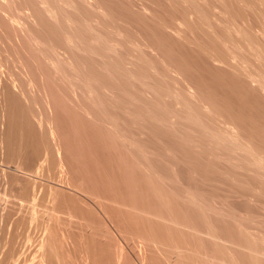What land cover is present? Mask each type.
<instances>
[{
    "label": "rangeland",
    "instance_id": "1",
    "mask_svg": "<svg viewBox=\"0 0 264 264\" xmlns=\"http://www.w3.org/2000/svg\"><path fill=\"white\" fill-rule=\"evenodd\" d=\"M89 1L91 2L88 8L77 3L76 8L79 9L73 11L71 8L67 10L65 8L66 13L78 22L75 24L76 29L72 27L78 33L68 29L71 28L70 23L65 19L63 28L74 35L80 34L79 37H83L91 45L92 53H88L91 65L97 68L98 72L100 70L103 72V67L104 72L101 73L104 75L106 73L108 77L106 75L105 77L111 84L117 81L118 84L116 82L113 85L123 90L122 95L126 97L127 105L121 107L118 113L122 126L121 133H116L113 126L100 122L94 118L96 117L94 114L82 109V105L89 103V99L95 94L89 93L84 99L85 96L78 90L74 93L68 83L55 81L56 74H53V83L48 87L43 85L42 79L40 81L37 79L33 86H30L31 84L25 86L27 91L25 93L33 102L19 99L20 105L30 107L33 113L36 112L35 115L41 113L40 116L47 121L43 123L41 131L32 113L27 115L28 121L35 127L36 136L27 140L25 138L20 151L27 152L33 140L35 143L43 133L50 134V130L54 131L53 139L49 134L47 136V148L52 151L57 162L60 160L59 157L62 158L63 163L61 160L60 162L63 166L61 169L58 168V182L55 181V184L59 185L60 179L65 181L66 176L72 180L76 178L68 170L69 162L77 160L86 166L90 163L85 154L79 152V157L78 154L73 156L65 149L67 142L65 133L68 131L70 139L76 138L79 144L82 141L81 147L84 144L85 146L93 144L94 135L100 132L108 136V146L105 145V148L107 147L106 152L111 155L115 166L110 179L114 180L116 185L118 183L120 192L115 195L110 190L108 192L112 193L107 195V198H98L95 192L82 194L79 196L82 201L78 204L86 208L84 203H87L93 211H111L110 218L117 225L119 232L120 253L117 264H185L184 260L188 259L192 264L193 257H190V253L194 250L193 247L173 246L158 231L155 230L157 235L154 231L145 229L148 223H153L165 226L172 234L188 233L189 237L197 234L196 231L180 225L182 221L178 220L177 203L183 205L195 203L205 209L215 222L222 219L229 221L228 223L232 222L234 226L232 229L244 233L251 243L255 244L252 246H258L256 248L264 253V0ZM93 9L101 11L97 13ZM58 14L59 18H62L64 11L58 9ZM29 19H24L23 25L18 26L20 28L7 23L17 34L14 42L12 39L15 47L20 48L19 42L25 40L27 26L36 27L33 20ZM82 23L91 29L86 28L85 32ZM3 76L4 74L0 77L2 83L5 78ZM122 79L125 81L122 82ZM15 85L18 90L13 86L4 89L0 95V264H46L41 249L44 236L39 230L31 233L29 241L21 243L20 237L14 244L6 243L11 233L16 232L12 220L19 218L20 211L28 210L27 203H21L19 196L12 191V181L32 183L36 180L47 183V177L42 175L43 172L38 171V174H35L38 163L44 159L42 156L44 148H39L32 160L27 158L25 161H17L22 164V172L9 171L16 161L13 158L14 162H10L11 156L8 155L7 146L5 143L2 144V141H5L9 132L5 124L8 117L6 97L8 95L16 97L19 94V85L17 86V83ZM48 91L61 98L62 107L54 106ZM99 91L100 95L108 99V108L113 114L116 113L119 101H115L114 91L108 88ZM78 100H82L80 104ZM141 101L149 106L147 109L164 114V122L154 135L140 124L143 125L140 119L145 110L138 111L140 123L131 122L130 111L132 107L142 103ZM35 102H38L37 105ZM69 109L79 115L80 122L82 120L81 133H78L77 127L69 120L67 112ZM11 111L16 119L13 118L15 126L24 121L15 109ZM55 113L59 115L58 122L54 121ZM178 117H181L180 122ZM198 117L202 118L207 131L213 134V141L199 143L194 134H187L183 122L187 119L196 120ZM15 129L10 130L12 132ZM125 133L135 141L133 139L127 141L124 137L129 136ZM129 141L132 146L129 145ZM126 143H129V146ZM180 146L189 152L186 154V160L179 150ZM227 146L230 147L232 154L225 151L224 148ZM134 147H137L136 149L140 147L139 149L144 154L146 152L145 155L152 160L157 159L159 163H164L163 165L171 171L172 178L161 179L160 172L148 160L144 163L140 156L134 160L130 155ZM56 148H59V157ZM190 157L196 163L191 162ZM128 159L129 169H132L137 178L139 177L138 187L147 191L149 189L145 186V181L151 182L155 188L168 196L166 198L168 207L164 206L163 210L158 200L156 205L151 204L137 194L136 189L133 190L125 184L119 169L123 168ZM255 173L260 174L259 179L255 178ZM238 184L246 190L237 189ZM175 188L182 191L178 199L173 195ZM37 211L42 212L46 209L38 208ZM11 214L12 217L9 218ZM218 223L223 225L221 221ZM219 224L216 226L222 227ZM235 230L233 232H236ZM198 233L205 243L211 241L207 235ZM159 235L163 237L162 240ZM219 237L218 242L226 246L230 257L233 256L240 264L249 263L243 261L247 258L244 255L249 254L248 249L227 242L229 240L227 233ZM12 245L13 248L10 249ZM67 245L66 249L69 250ZM8 248L14 251L10 252ZM9 252L13 255L11 256ZM67 256L69 255H66L68 264L91 263L88 258L86 261L81 258L80 261L72 262ZM242 256L245 258L241 259ZM258 256L264 261V254L262 257ZM200 258L205 257L202 255ZM195 261H192L193 264Z\"/></svg>",
    "mask_w": 264,
    "mask_h": 264
},
{
    "label": "bare ground",
    "instance_id": "2",
    "mask_svg": "<svg viewBox=\"0 0 264 264\" xmlns=\"http://www.w3.org/2000/svg\"><path fill=\"white\" fill-rule=\"evenodd\" d=\"M90 2L91 1L89 0H0V77H2V74H4L5 76L3 83L0 79V95L2 92H4V89L7 90V88L13 87L16 83L17 86L19 85V92L16 91L19 94L16 97L9 95L6 97L8 117L7 119L5 118L7 120V123L5 124H7L6 127H8L7 130L9 132L6 130L8 133L5 141H2V144L5 143L7 146L6 150L8 152V155L11 156L10 162H14L12 160L13 158L16 161L13 163V167L9 168V171L22 172V164L20 165L19 163H17V161H25L27 160V158H31L32 160L36 157L39 148H44L45 152L44 155H42L44 156V159L38 163V166L35 170V174H38L39 171V173L43 172L42 175L47 177V183L44 182L46 185H44V183L42 182H37L36 180H33L32 183H18L16 182V180L12 181V191L19 196L21 203H27L28 206L26 207V209L28 208V210L20 211L19 218L17 220H12L13 226H16V232L11 233L10 238L6 241V243L14 244L16 243L15 241L17 240V238L20 237L22 240L21 243L26 240L29 241L31 233L36 230H39L41 235L44 236V241L41 244V249L43 251L42 258L45 262H47L46 264H58L59 262L60 264H65V262H67V254L69 255V257H67L70 258L72 262H76L77 260L80 261L79 259L81 258L83 259V261L84 259L86 261V259L88 258L91 260L90 261L87 259L89 262H91H88L89 264H117V259L119 258L120 253L119 232L117 229V225L110 218L111 211H93L87 203H84L86 205V208H82L81 206H79L80 204H78L79 201H82L79 197L82 196V194H90V192H95L98 198H107L106 196L111 194L112 192V194L120 192L118 189L119 187L117 186L118 183L116 182V185L113 182L114 180L110 179L115 166L111 155L106 152L107 147L105 148V145L108 146V136H105L104 133L101 134L100 132V134L96 136L94 135V143L92 142L94 145L86 143L88 145L85 146L84 144L83 147H81L80 144L83 142L81 141V143L79 144L76 138L70 139L67 131V133H65L66 138L64 137L67 141L65 144V149L68 152L72 153L73 156H76L79 152L83 155L85 154L86 157L90 160V163L86 166L84 164L79 163L77 160V162H69L67 165L68 170H70L72 176H76V178L72 180L71 178L68 179V176H66L67 179L65 181H61L60 179L59 185L55 184V181H57L58 178L57 170L58 168H62L63 162L61 160L62 158L59 157V148H56L55 151L62 163L60 162V160L59 162H57L56 158L53 157L52 151L47 148V136L49 133H43L38 138V141H35V143L33 140V144H29L28 151H23L24 154L20 151L25 138L27 140L28 138L36 136L35 127L28 121L27 115L29 113H32L31 115L34 118L37 126L40 127L41 131V127L43 126V123L46 121V119L40 116L41 113L35 115L34 113L36 112L33 113L30 107L26 108L20 105L19 99L23 98L25 100H30L31 97L29 98L25 93L27 92L25 91V86L30 84V86H33L32 84L36 83L37 79H39V81L40 79H42L43 85H47L48 87L51 83H53V74H56L55 81H59L60 83L64 84L68 83L73 88V92L75 93V91L78 90L82 95L85 96L84 99L88 97L87 95L89 93H92V95L95 94L94 96H92L93 98L91 97L92 99H89V103H87L88 101H85V103L87 104L82 105V109H85L87 113L90 112L92 115L94 114L96 116L94 118H96L100 122L108 123L113 126L116 133H121L122 126L119 123L120 118H118V113L121 110V107H125L127 105V99L124 95H122L123 90L118 89L113 85V83L116 84L117 81L112 82V84L108 81V79L106 78L108 77L106 73V77L104 74H102L104 72L103 67V72L101 70L98 72L97 68L95 69L91 65V59L88 55V53H92V51H90L91 45H89V43L85 41L83 37L80 38V34H78L79 36H77L76 33V35H74L71 31L67 30L68 32H71L68 33L66 32L65 28H63V26H65V22H63V19H65L66 22L70 23L69 26L71 28L67 27L69 30H72V27L75 28V24L78 23L74 21L70 14L66 13L65 8L66 10L67 8H71L73 9V11L79 9L76 8V3L81 5L82 7L88 8L90 7ZM58 9L64 11V15L62 16V18H59L58 16ZM93 11L95 10L93 9ZM29 18L33 20L35 24L34 27H36L29 28L27 26L25 32L26 36L24 35L26 37L25 40H23L22 42L18 41L20 43V48L15 47V45H13V42L15 40L14 37H16L17 34L15 33V29L11 28V25L7 23L15 24L16 27H18L20 25H23V23L25 22L24 19ZM82 24H84L85 28H82L85 30V32L86 28L91 29V27H87V24ZM78 26L81 27L80 25ZM84 30L82 31L83 33H85ZM75 31L76 30H74L73 32ZM76 32L78 33V31ZM82 35L83 34L81 33V36ZM24 75L27 77H25ZM23 77H25L26 79L23 80ZM119 80L121 79H118V81ZM124 81L125 80L122 79V82ZM122 82L120 83L122 84ZM123 84L125 85V83ZM45 88L43 87V89ZM66 88L68 90V87ZM104 88H108L111 89V91H114V93L116 94V96L114 95V99L116 102L119 101V105L117 106L119 108L114 114L108 108V99L102 96V94H99V90ZM57 89L59 90V88ZM15 90L18 89L16 88ZM48 93L52 99L54 106L60 107L61 98L54 94L52 91H48ZM148 107L149 106L147 104H144L143 102L136 105L134 108L132 107L130 111V115L132 116L131 122H139L138 111L139 109L145 110L144 115L140 119L143 122V125L142 123H139L144 129L147 128L148 131L152 135H154L155 131H157V129H160V126L164 122V114L155 113V110L147 109ZM12 109H15L18 116H22V118H24V121H21L22 123H19L20 125L18 124L15 126L13 124L14 114L11 111ZM64 109L67 110V108ZM71 109H69L70 111H67L70 117L69 120L72 121L71 123H74L73 126L75 125L77 127L76 130L78 131V133H81L80 123L82 122V120L80 122L79 115L76 114L74 111H71ZM85 110L84 112H86ZM113 115H115V117H113ZM58 116L59 115H57L56 113L54 114V121L58 122ZM159 118H161V120H159ZM178 121H181V117H178ZM183 123L186 125L187 134H194L197 139V142L205 144L206 142H211L214 140L213 134H211L210 131H207L202 118L198 117L196 120L187 119L186 122ZM12 125L16 129L13 128ZM76 127H74V129ZM10 129L15 130L11 132ZM53 132L54 131L50 130L49 135L50 137H52L51 139H53ZM125 134L126 136H129L124 137L127 138V141L128 139L130 141L133 139L127 133ZM121 136L119 135V137ZM128 144L127 146L131 145V143L129 145ZM123 147L125 148L124 145ZM136 148L137 147H134V150L130 153V155L134 157V160L138 159L140 156L143 158L144 163H146L148 160L150 164L160 172L161 179L172 178L171 171L168 169L167 166L163 165L164 163H159L160 161H156L157 159L152 160V158H149L145 155L146 152L144 154V152L139 149L140 147L138 149ZM224 149L228 154H232L230 147L227 146ZM179 150L184 154L183 157L186 160V154L189 153L188 150L183 146H180ZM123 154L125 155V153ZM79 155L80 154H78V157ZM129 160L130 159L127 160L128 162L124 160L125 165H123V168L120 167L121 169H119L120 176L123 177L125 184H127V186L132 188L133 190L136 189L135 192H137V194H140V196L145 198L153 205L155 203L157 204L159 199H161V201H166V198H168V196H166L164 193H162V191L158 190L157 188L155 189V192L150 193L149 190L146 191L143 190L141 187V189L138 187L139 177L137 178V175L131 171L132 169H129ZM190 161L196 163V161L191 157ZM259 175L260 174L255 173V178L259 179ZM34 177L37 178V176ZM236 188L241 191L246 190L245 188L243 189V187H241L239 184L236 186ZM110 190L112 191L111 193H109ZM180 190L181 189L179 188H175L173 191V195L177 199L180 193L182 192ZM71 192L73 193L71 194ZM115 195L114 197H116ZM161 201L159 203H161ZM176 207L179 209L178 220L182 221L180 225L182 227L196 231L197 234L193 235V237H189L188 233L172 234L171 231L165 226L153 223H148V227H146L145 229L154 232L155 230L158 231L165 239L172 243L173 246L189 245L191 248L193 247L194 250L190 253V257H193V260L191 258L192 264V261L195 260L196 261L194 264H240V261L238 262L237 259L234 260L235 258L233 259V256L230 257L227 254L226 246L218 242L220 238L219 236H223V234L226 233L227 236L229 235V237H227V239H229L227 242L231 244H238L243 248L248 249L249 254L244 255L247 258L243 260L249 262L246 264H258V262L263 261L262 258L260 259L258 255L262 257L264 253H262L259 249L256 248L258 246H252L255 244L251 243V241L247 238L244 233L232 229V227L234 228V226L232 225L231 221V223H228L229 221L226 222L223 219V221L217 220V223L218 221H221V223H223V225H220L218 223L219 226H222L218 228V224L215 222V219L213 220L210 214L206 212L205 209L201 208L200 206H197L195 203H187L184 205L182 203H177ZM38 208H45L46 211H37ZM8 217H12V214ZM229 224L231 227L228 226ZM229 230L232 231L230 232ZM234 230L236 232H233ZM198 232L207 235L211 239V241L205 243ZM162 236L159 235L161 240L163 238ZM66 244H68L67 246H69V250L66 249ZM12 248L13 245L10 249ZM10 249L8 248V251H10ZM63 249L65 250L63 251ZM13 251L14 250H11L10 252ZM12 255L13 254H11V256ZM202 255L205 258L201 259L200 257ZM244 256H242L241 259L245 258ZM184 261L185 264H190V262H188L190 261L189 259L187 261ZM256 261L258 262L255 263ZM66 264H68V262ZM242 264H245V262H243Z\"/></svg>",
    "mask_w": 264,
    "mask_h": 264
},
{
    "label": "water",
    "instance_id": "3",
    "mask_svg": "<svg viewBox=\"0 0 264 264\" xmlns=\"http://www.w3.org/2000/svg\"><path fill=\"white\" fill-rule=\"evenodd\" d=\"M145 180V179H144ZM147 188L152 191V192H155L156 188L154 186V184H152L151 182H147L145 181ZM159 201H161V199H159ZM160 207H162V209L164 210V206H167L168 207V203L166 201H161V203H159Z\"/></svg>",
    "mask_w": 264,
    "mask_h": 264
}]
</instances>
